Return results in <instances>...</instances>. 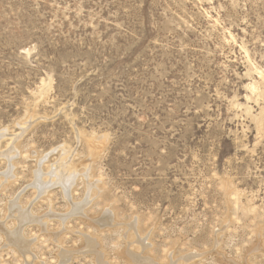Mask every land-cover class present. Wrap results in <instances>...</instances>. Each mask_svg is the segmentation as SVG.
Here are the masks:
<instances>
[{
  "label": "rangeland",
  "instance_id": "1",
  "mask_svg": "<svg viewBox=\"0 0 264 264\" xmlns=\"http://www.w3.org/2000/svg\"><path fill=\"white\" fill-rule=\"evenodd\" d=\"M0 136V264H264V0H0Z\"/></svg>",
  "mask_w": 264,
  "mask_h": 264
},
{
  "label": "bare ground",
  "instance_id": "2",
  "mask_svg": "<svg viewBox=\"0 0 264 264\" xmlns=\"http://www.w3.org/2000/svg\"><path fill=\"white\" fill-rule=\"evenodd\" d=\"M5 133V132H4ZM1 137V136H0ZM12 150V149H11ZM7 153H8V151H7ZM6 153V154H7ZM0 155H2L1 153H0ZM13 156H15V155H13ZM8 157V156H7ZM10 157V156H9ZM46 158V157H45ZM45 158H43V159H45ZM55 167V166H54ZM65 167H66V163H65V161H64V159H61L60 160V162H59V165L57 166V167H55V170H57V172L54 170V168H53V170L55 171V173H56V178L58 179H60L61 177H64L65 179H63V180H65V182H64V184H66L65 186H69V185H71V183H72V178H70V176H73L72 174H71V172H68V174H66L65 173V171H67V169H65ZM11 170V169H10ZM64 170V172H62ZM39 172H40V170H38ZM51 171H52V169H51ZM9 173V172H8ZM39 174V173H38ZM38 174H37V176H38ZM40 174H42V173H40ZM39 174V175H40ZM8 175V174H7ZM43 175V174H42ZM45 175V174H44ZM43 175V176H44ZM50 176H51V174H50ZM36 177V176H35ZM42 177V176H41ZM52 177V176H51ZM50 177V178H51ZM49 178V177H48ZM53 179V178H52ZM55 180V179H54ZM47 181V180H46ZM51 180H49V182H50ZM61 180H59V182H60ZM34 182V181H33ZM44 181H42L41 180V178H36V180H35V183L38 185V188L39 187H42L41 185L42 184H44L43 183ZM53 182V181H52ZM52 182H50V183H52ZM55 182V181H54ZM58 182V181H57ZM63 181H61V183H62ZM48 183V182H47ZM60 183V184H61ZM55 184H57L56 182H55ZM55 184H53V185H55ZM59 184V185H60ZM73 184V183H72ZM47 185H50V184H47ZM46 185V186H47ZM52 185V184H51ZM33 186V185H32ZM34 186H36V185H34ZM45 186V185H44ZM43 186V187H44ZM62 186H64V185H62ZM72 186V185H71ZM42 187V188H43ZM48 187V186H47ZM51 187H53V186H51ZM61 187V186H60ZM34 188V187H33ZM35 188H37V186L35 187ZM63 188V187H62ZM67 188V187H66ZM65 188V189H66ZM44 189V188H43ZM64 189V188H63ZM36 190H38V189H36ZM35 190V191H36ZM42 190V189H41ZM39 191V190H38ZM43 191H46V189H44ZM89 191V190H88ZM21 192V191H20ZM66 192H67V189H66ZM46 193V192H45ZM69 193V192H68ZM39 194V193H38ZM42 194V193H41ZM43 194H44V192H43ZM40 196V195H39ZM68 196V195H67ZM70 196V195H69ZM16 203H17V201H16ZM82 203H84V202H82ZM15 204V203H14ZM13 204V205H14ZM16 205V204H15ZM17 206H18V204H17ZM80 205H76V208L78 207V208H80L79 207ZM16 208V207H15ZM15 208H13V210H14V212L16 213V219L18 220V221H23V220H26V219H28L30 216H29V214L30 213H28V211L27 212H25L24 210H21V209H19L18 207L15 209ZM21 208V207H20ZM23 209V208H22ZM76 210V209H75ZM78 210V209H77ZM79 211V210H78ZM78 211H76V212H78ZM75 212V211H74ZM80 212H81V210H80ZM74 214V213H73ZM76 214V213H75ZM64 218V217H63ZM33 219V218H32ZM17 221V222H18ZM25 223V222H24ZM24 223H21V224H24ZM20 224V223H19ZM21 224H20V227H21ZM24 226V225H23ZM18 227V226H17ZM21 229V228H20ZM22 230V229H21ZM21 230H19V231H21ZM13 231H15V230H13ZM7 232V234H6V237H7V239H8V241L9 242H11V243H13L14 245L16 244L18 247H24L25 245L27 246V241H25V240H23V238H22V235H21V233L20 232ZM10 243V244H11ZM27 247H29V246H27ZM20 249V248H19ZM27 249V248H26ZM22 250V249H21ZM23 252V251H22ZM27 252V251H26ZM25 253V252H24ZM192 256V255H191ZM188 257V256H187ZM187 257H185V258H187ZM189 258V257H188ZM192 258V257H191ZM171 264H173V263H171Z\"/></svg>",
  "mask_w": 264,
  "mask_h": 264
}]
</instances>
